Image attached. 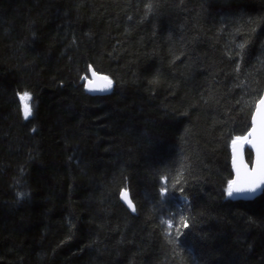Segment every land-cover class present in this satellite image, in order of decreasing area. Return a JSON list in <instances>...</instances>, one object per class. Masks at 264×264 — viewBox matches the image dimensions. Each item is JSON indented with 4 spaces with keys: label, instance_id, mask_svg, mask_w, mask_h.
Wrapping results in <instances>:
<instances>
[{
    "label": "trees",
    "instance_id": "trees-1",
    "mask_svg": "<svg viewBox=\"0 0 264 264\" xmlns=\"http://www.w3.org/2000/svg\"><path fill=\"white\" fill-rule=\"evenodd\" d=\"M263 94L264 0H0V264H264Z\"/></svg>",
    "mask_w": 264,
    "mask_h": 264
},
{
    "label": "snow or ice",
    "instance_id": "snow-or-ice-1",
    "mask_svg": "<svg viewBox=\"0 0 264 264\" xmlns=\"http://www.w3.org/2000/svg\"><path fill=\"white\" fill-rule=\"evenodd\" d=\"M108 85L111 87L110 80H108ZM27 98V93L21 96V100H26ZM259 105L264 106V98L260 99ZM257 113L259 115V120L257 116H253L252 127L247 135L236 136L231 141L232 166L235 170V179L229 180L227 184L226 194L229 198L233 197L234 194H251L252 198H255L257 194H264V111L258 107ZM28 115H30V111L28 105L25 104L26 119ZM245 144L255 150V160L251 168L245 163L242 156V150ZM121 198L127 199L126 191L121 193ZM128 204L129 207L135 211L130 201H128ZM168 226L171 228L172 223L169 222ZM183 227L187 228L188 224L185 223Z\"/></svg>",
    "mask_w": 264,
    "mask_h": 264
},
{
    "label": "water",
    "instance_id": "water-1",
    "mask_svg": "<svg viewBox=\"0 0 264 264\" xmlns=\"http://www.w3.org/2000/svg\"><path fill=\"white\" fill-rule=\"evenodd\" d=\"M105 78H107V79H105ZM108 80L111 81V87H109V85H108ZM112 89H113V81L110 78H108L106 75L99 74V73L95 72L94 70H92V77L87 83L88 92H90L92 94H96V95H105V94L110 93L112 91ZM262 98H264V94H263ZM258 107H260L261 110L264 111V106H260L259 103H258L257 108ZM257 108H256V111L254 113V116H257V119L259 120V115L257 113ZM247 149H250L253 152L254 160H255V150L251 149L250 146L247 145V144L244 145L243 150H242L243 159H244L245 163L248 164L249 168H251L253 166V164L250 165L248 163V161H247V157H246ZM233 170H234V168H233ZM234 179H235V170H234ZM259 196H260V194H257L255 196V198H252L251 194H243V195H235L234 194L233 197L236 200H238V201H254ZM122 200L128 206V208L131 211H133V210H132V208L129 207L128 201L131 202L132 207L135 209V206H134V204H133V202L131 200L129 192H127V199H122Z\"/></svg>",
    "mask_w": 264,
    "mask_h": 264
},
{
    "label": "rangeland",
    "instance_id": "rangeland-1",
    "mask_svg": "<svg viewBox=\"0 0 264 264\" xmlns=\"http://www.w3.org/2000/svg\"><path fill=\"white\" fill-rule=\"evenodd\" d=\"M24 102V110H25V104L28 105L29 111H30V115H28V117L31 116L32 114V105H31V98L28 96V98L26 100H23Z\"/></svg>",
    "mask_w": 264,
    "mask_h": 264
},
{
    "label": "bare ground",
    "instance_id": "bare-ground-1",
    "mask_svg": "<svg viewBox=\"0 0 264 264\" xmlns=\"http://www.w3.org/2000/svg\"><path fill=\"white\" fill-rule=\"evenodd\" d=\"M10 17V16H9ZM2 20V19H1ZM93 69V68H92ZM257 199V198H256ZM53 213V212H52Z\"/></svg>",
    "mask_w": 264,
    "mask_h": 264
}]
</instances>
